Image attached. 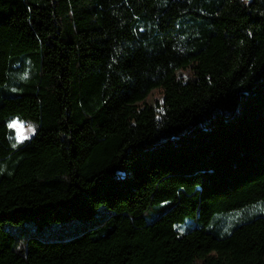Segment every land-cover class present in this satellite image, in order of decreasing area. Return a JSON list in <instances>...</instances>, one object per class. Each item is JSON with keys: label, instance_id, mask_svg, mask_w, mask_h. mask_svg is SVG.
Instances as JSON below:
<instances>
[{"label": "trees", "instance_id": "trees-1", "mask_svg": "<svg viewBox=\"0 0 264 264\" xmlns=\"http://www.w3.org/2000/svg\"><path fill=\"white\" fill-rule=\"evenodd\" d=\"M0 264H264V0H0Z\"/></svg>", "mask_w": 264, "mask_h": 264}, {"label": "rangeland", "instance_id": "rangeland-1", "mask_svg": "<svg viewBox=\"0 0 264 264\" xmlns=\"http://www.w3.org/2000/svg\"><path fill=\"white\" fill-rule=\"evenodd\" d=\"M147 103L150 105H160L161 96L158 92H154L148 99ZM10 128L14 130L15 137L18 142H22L28 138H30L36 131V125L31 122H19L13 121L10 124Z\"/></svg>", "mask_w": 264, "mask_h": 264}]
</instances>
